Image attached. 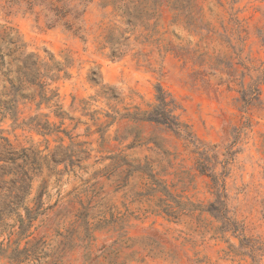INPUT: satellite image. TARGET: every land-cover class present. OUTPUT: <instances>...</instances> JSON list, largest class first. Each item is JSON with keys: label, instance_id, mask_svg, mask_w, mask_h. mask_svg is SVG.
<instances>
[{"label": "rangeland", "instance_id": "rangeland-1", "mask_svg": "<svg viewBox=\"0 0 264 264\" xmlns=\"http://www.w3.org/2000/svg\"><path fill=\"white\" fill-rule=\"evenodd\" d=\"M181 1L180 17L164 10L160 33L140 24L127 32L122 59L110 58V47L100 49L114 17L104 20L97 0L85 16L87 42L63 28L49 29L36 14H10L0 7V108L7 102V78L18 83L23 58L63 69L60 80L47 79L48 90L60 95L50 105L39 109L37 88L24 85L18 123L38 115L66 134L14 129L10 117L0 126L16 153L32 150L40 164L23 194L29 209L42 207L31 230L36 252L22 264H108L109 251L117 252L111 258L116 264H264V0ZM123 30L116 35L122 37ZM158 85L178 100V113L197 139L218 146L221 159L234 129L247 126L226 180L237 234L220 233L222 223L207 212L184 210L176 217L164 212L161 201L169 198L161 182L184 203L205 208L213 200L211 180L196 171L198 155L185 140L120 117L99 132L112 121L108 113L150 110ZM103 86L119 98L108 100ZM255 88L258 100L241 111L242 92ZM138 132L144 140L134 146ZM5 146L0 140V160ZM54 154L67 156V162L55 165ZM4 224L0 251L17 239ZM25 246L26 241L21 249ZM7 257L0 256V264H13Z\"/></svg>", "mask_w": 264, "mask_h": 264}, {"label": "trees", "instance_id": "trees-1", "mask_svg": "<svg viewBox=\"0 0 264 264\" xmlns=\"http://www.w3.org/2000/svg\"><path fill=\"white\" fill-rule=\"evenodd\" d=\"M95 3V0H0V7L4 10L13 13L14 11H23L25 14H36L38 17H43L45 25L49 29L63 28L65 31L72 33L73 35L80 37L87 42L88 31L85 27V16L89 7ZM98 7L104 12L103 19H107L109 16L114 17L117 22L110 24L114 25L109 31V34L105 36L104 41L99 42L100 49L104 50L107 47L111 48V52L108 56L112 59H122L125 53L122 51L125 45L122 41L127 32H134L139 24L145 27L147 30L152 29L153 33L158 34V27L160 21L163 18L165 9H170L173 12H177V17H180V12L185 10L183 8L184 3L181 0H97ZM110 11V13H108ZM155 20L154 25H150V22ZM104 21H102L103 23ZM124 32L121 36L116 35V31L122 30ZM1 35V32H0ZM147 35L142 43H147L149 40ZM141 36L137 38L139 41ZM125 39L124 41H126ZM3 64V63H2ZM21 77L18 78V83H14L9 74L6 75L8 79V92L6 94L7 102L0 108V126L7 121L10 117L13 120L12 127L17 129L18 127H28L30 130H34L43 136H52L54 134L65 133L62 127H56L52 125L49 120H42L39 116L30 118L28 121H24L22 124L18 123V111L22 98L24 85H30L36 87L39 92L40 102L37 103L40 109L43 104L50 105L60 98L58 90H48L50 84L47 79L52 81L60 80V73L63 72L61 67H50L46 64H40L38 60H33L31 57H25L21 61L20 68ZM69 76L68 73H65ZM90 81L98 84L99 82L90 77ZM103 94L108 100H117L119 97L112 91L105 90L103 86ZM254 95L253 98L250 96ZM259 90L255 88L252 94H247L246 91L242 92V107L241 111L247 112L248 108L254 105V101L258 100ZM36 101V98L33 99ZM57 103V102H56ZM182 110V107L178 100L164 89L162 85L156 87V102L150 106V110L142 111L139 108L133 113H125L118 115V112L114 114H107L106 117L111 118L112 121L106 126V128H100L99 132L104 134L109 127H111L116 120L120 118L129 119L136 123H150L158 127H162L168 132L174 133L177 137L186 141L188 147H193V153L198 155V161L196 164V171L201 176H206L211 181L209 185V192L213 196V200L203 208L201 206H195L190 203H184L174 198L169 192L168 188L161 182L159 188L167 195L169 199L161 201L162 208L169 216H179V214L187 210L189 213L194 211H200L202 213L207 212L211 214L218 222L222 223L219 228L220 233L232 231L237 234L240 231L237 223L229 216L228 207V192L226 187L227 177L231 172V164L235 160L236 155L240 149H236L244 134L245 128L243 126L233 131V141L225 147L223 153L224 158L221 159L218 146H210L199 141L192 131L191 127L186 124L178 113ZM62 109L56 110L57 116L64 119L65 115L61 112ZM45 118L47 116H44ZM249 126V125H248ZM135 132V131H134ZM5 131L0 129V140L6 143L4 147L3 160L7 164L0 166V223L4 224L5 220L14 218V225L4 224L6 227H10L12 230L9 234L10 238L13 235L17 236V239L8 243L7 249H1L0 256L3 254L8 256L7 258L13 264H22L32 259L35 255L36 249L33 248L34 233L31 232L34 222L41 214V206L36 211L29 209L24 202L23 194L26 191V187L29 183L31 174H35L40 171V164L37 161V154L32 150H23L20 153H16L9 140L4 137ZM136 143L143 141L142 133H134ZM147 142H153L157 147L161 148V145L157 139H149ZM8 147V148H7ZM133 147V146H132ZM52 162L55 165H61L67 162L68 157L65 155L52 156ZM21 162V163H20ZM218 166H221L218 171ZM7 177L10 179L6 180ZM7 191V192H5ZM175 202L176 205L167 203L168 201ZM188 207H190L188 209ZM174 208H179L178 211H173ZM20 210L25 211V215H21ZM18 226V231L15 228ZM26 241V246L21 249L22 243ZM4 244L2 243V246ZM11 250L10 254L9 251ZM117 255V252L109 251L106 253L107 259L110 261L108 264H116L111 258ZM134 258V254L130 256ZM88 260H92L90 257ZM132 260V259H131ZM124 264H127L125 262Z\"/></svg>", "mask_w": 264, "mask_h": 264}]
</instances>
